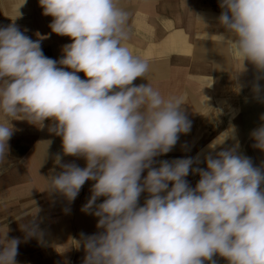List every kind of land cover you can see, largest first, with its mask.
Segmentation results:
<instances>
[{"label":"clouds","instance_id":"obj_1","mask_svg":"<svg viewBox=\"0 0 264 264\" xmlns=\"http://www.w3.org/2000/svg\"><path fill=\"white\" fill-rule=\"evenodd\" d=\"M39 5L53 18L51 31L72 42L54 60L15 19L0 27V161L10 154L12 121L39 129L50 121L47 130L61 137L62 151L53 157L46 191L71 204L93 182L81 211L97 218L98 231L74 239L84 249L83 264H217V255L228 264H264V162L256 166L240 151L236 127L230 124L206 153L157 159L174 149L192 122L182 98L165 97L149 82L134 84L148 81L150 63L127 43L129 10L120 0ZM219 7L216 19L225 31L215 34L216 43L228 47L242 71L245 62L253 66V99L264 103V0H220ZM249 136L264 152V123ZM43 142L45 160L52 141ZM65 156L85 166L65 163ZM190 173L199 176L195 187L186 179ZM21 231L23 241L8 232L0 237V264H18L22 242H43L36 216Z\"/></svg>","mask_w":264,"mask_h":264},{"label":"crops","instance_id":"obj_2","mask_svg":"<svg viewBox=\"0 0 264 264\" xmlns=\"http://www.w3.org/2000/svg\"><path fill=\"white\" fill-rule=\"evenodd\" d=\"M219 2L120 0L130 12L127 43L135 54L150 63L148 81L138 78L134 84L149 82L165 97L182 98L185 113L192 122L190 132L180 135L174 149L157 159L172 160L195 157L201 151L206 153L208 145L231 124L237 129L240 151L251 157L254 165L260 166L264 152L252 147L254 141L249 133L262 123H258V118L264 115V103L253 99V66L245 62L246 71H242L241 62L228 47L216 43L215 34L225 31L216 19L221 13ZM196 15L203 16L205 23ZM14 19L21 31L27 29V36L41 40L46 57L59 60L62 47L72 42L69 37L51 31L49 25L53 18L43 15L39 0H25V3L24 0H0V27L13 23ZM217 64L223 65V70H217ZM77 75L86 79L83 72ZM260 83L264 85V80ZM12 123L16 131L9 141L10 154L0 161V237L8 232L9 238L18 237L23 241L21 226L36 216L43 242L36 238L22 242L16 258L18 264H83L84 249L77 247L74 239L78 240L80 233L91 235L98 231L97 218L81 211L93 182L87 181L71 204L59 194L46 191L47 177L54 168L53 157L62 151L61 137L48 132L50 121H45L44 129L21 120ZM46 140L52 143L44 160L46 144L43 141ZM247 141L249 145L244 148ZM182 145H186L187 150H182ZM72 161L81 168L85 166L83 159L63 158L65 163ZM199 166L206 167L203 163ZM56 171H60L59 167ZM186 179L195 187L199 176L190 173ZM146 196V193L141 195V204ZM65 208H70V212L66 214ZM214 259L217 264H228L219 255Z\"/></svg>","mask_w":264,"mask_h":264},{"label":"rangeland","instance_id":"obj_3","mask_svg":"<svg viewBox=\"0 0 264 264\" xmlns=\"http://www.w3.org/2000/svg\"><path fill=\"white\" fill-rule=\"evenodd\" d=\"M247 121H248V120L245 119V123H247ZM261 122L264 123V121H261V119H260V117H259V118H258V123H261ZM242 141H243V140H242ZM248 145H249V141H247L246 144H244V148H245L246 146H248ZM201 152H202V151H201ZM201 152H200V153H201ZM243 152H244V153H247V154L249 153L247 150H244Z\"/></svg>","mask_w":264,"mask_h":264},{"label":"bare ground","instance_id":"obj_4","mask_svg":"<svg viewBox=\"0 0 264 264\" xmlns=\"http://www.w3.org/2000/svg\"><path fill=\"white\" fill-rule=\"evenodd\" d=\"M34 2V1H33Z\"/></svg>","mask_w":264,"mask_h":264}]
</instances>
